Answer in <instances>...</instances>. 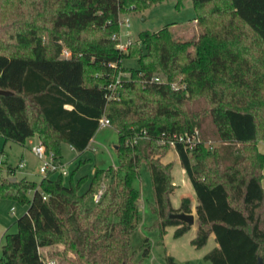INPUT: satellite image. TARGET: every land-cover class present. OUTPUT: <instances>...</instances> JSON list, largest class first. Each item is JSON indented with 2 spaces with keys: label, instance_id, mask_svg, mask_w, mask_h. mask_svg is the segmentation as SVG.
Instances as JSON below:
<instances>
[{
  "label": "trees",
  "instance_id": "trees-1",
  "mask_svg": "<svg viewBox=\"0 0 264 264\" xmlns=\"http://www.w3.org/2000/svg\"><path fill=\"white\" fill-rule=\"evenodd\" d=\"M163 1L0 0V91L10 93L0 96V137L19 146L37 137L61 162L60 145L85 152L105 118L118 162L95 170L84 194L86 179L68 186L60 174L11 181L9 168L0 200L27 209L17 232L4 236L0 264H135L129 237L138 222L132 183L140 165L159 235L169 226L173 238L184 235L190 228L167 216L191 215L190 201L171 208V166L160 161L178 138L194 140L189 148L172 144L194 194L190 246L199 250L211 236L215 247L204 262L264 264V0H189L193 39L167 25L119 52V17ZM132 58L137 69L121 67ZM101 175L103 195L89 208ZM58 247L50 261L41 257L40 250ZM140 252L146 257L147 243Z\"/></svg>",
  "mask_w": 264,
  "mask_h": 264
},
{
  "label": "rangeland",
  "instance_id": "rangeland-1",
  "mask_svg": "<svg viewBox=\"0 0 264 264\" xmlns=\"http://www.w3.org/2000/svg\"><path fill=\"white\" fill-rule=\"evenodd\" d=\"M128 20V25L118 26L119 31L116 36L120 37V42L126 40L136 42L141 33H155L167 25H172V34L183 40H191L196 34L193 24L194 12L189 0H165L162 4L154 6L143 12H131L121 15L118 20ZM69 55V54H68ZM67 55H65L66 57ZM121 67L126 70L137 69L134 58L123 59ZM174 87L179 85L173 84ZM117 144V136L110 127L99 128L95 133L94 140L89 144V148L78 154L66 144H61L62 164H65L67 177L63 178L65 186L72 181L77 182L81 178L86 179L82 185L79 194H84L90 187L95 170L105 172L110 169H117L118 162L114 148ZM37 142L33 139L26 141L24 146H19L12 142L5 143L0 137V170L1 176L6 177L9 168L14 169V178L17 180H28L34 183H40L42 177L38 170L40 164L33 156V148ZM218 146L217 143H209L210 150ZM260 151L264 152V143L258 145ZM163 164L169 163L170 183L174 187L173 193L169 197L171 208H178L180 200L190 198L194 200L193 191L184 176L179 162L176 159L173 148L169 149L165 156L160 160ZM194 161L191 160V163ZM24 165V169H19V164ZM103 176L101 175L100 178ZM136 180L132 183L133 189L138 193V222L135 230L131 233L130 252L135 264H165L166 257H171L177 264H208L203 261V257L215 247L213 238L210 236L206 244L199 250L190 246V241L194 236V229L191 227L184 235L179 238H173L174 227H168L164 233L159 235L158 229L154 226V216L151 213L150 206L153 203V197L150 187V180L144 165H140L137 170ZM52 178H57L53 175ZM101 181H104L103 178ZM264 181V180H263ZM263 183V182H262ZM97 186L94 193L86 198V206L91 208ZM31 198V197H30ZM26 206H21L15 202L0 200V253L4 245V236L13 235L17 232L15 221L26 213ZM193 215V214H192ZM194 226V225H193ZM144 243L148 245V254L141 256L140 248ZM61 251V248H48L40 250L41 257L50 261L51 255L55 251ZM54 260V259H53ZM53 260L50 263H55Z\"/></svg>",
  "mask_w": 264,
  "mask_h": 264
},
{
  "label": "built area",
  "instance_id": "built-area-1",
  "mask_svg": "<svg viewBox=\"0 0 264 264\" xmlns=\"http://www.w3.org/2000/svg\"><path fill=\"white\" fill-rule=\"evenodd\" d=\"M127 26L128 25V20L123 19L122 21L119 20L118 22V26ZM116 38L118 39V44L116 46L117 50L119 52L122 53H126L127 48L129 47V45L131 44V42L129 40H126L125 43H121L120 42V37L116 36ZM65 53V52H64ZM65 55H67L66 57H68V53H65ZM155 83H160V81L157 78H154L152 80ZM171 89H174V86H171ZM107 90L109 92H111L113 90V87H108ZM109 98V97H108ZM103 127H109V122L107 119L103 118L98 122V129L99 128H103ZM193 138H178L177 140L173 141V142H169L168 144L172 147L173 143L176 142L178 144H182L185 143L188 145V148L191 147L193 144ZM33 156L36 158V160L38 161V163L40 164V168L38 170L39 175L43 178L45 177L47 174H52V175H62L63 177H67L68 173L66 171L65 168V164H62V162L60 161H55L53 155L51 153H48L46 148H44L43 145L38 144L33 148ZM19 169H24V165L21 163L19 164ZM1 170H0V176H1ZM104 192V182L101 181L97 187V190L95 192V196H94V200H93V204H96L100 198L102 197V193ZM43 199L45 200L46 198L43 197ZM50 264H54V263H50Z\"/></svg>",
  "mask_w": 264,
  "mask_h": 264
},
{
  "label": "water",
  "instance_id": "water-1",
  "mask_svg": "<svg viewBox=\"0 0 264 264\" xmlns=\"http://www.w3.org/2000/svg\"><path fill=\"white\" fill-rule=\"evenodd\" d=\"M9 94L10 93L0 91V96H9ZM114 150H116V147L114 148ZM15 180H16L15 178H11V181H15ZM167 219L177 221L184 225L186 224L188 228H191L194 225L193 216L190 214H185V215L181 213L180 214H169L167 216Z\"/></svg>",
  "mask_w": 264,
  "mask_h": 264
},
{
  "label": "crops",
  "instance_id": "crops-1",
  "mask_svg": "<svg viewBox=\"0 0 264 264\" xmlns=\"http://www.w3.org/2000/svg\"><path fill=\"white\" fill-rule=\"evenodd\" d=\"M95 137V136H94ZM94 137L92 138V140L90 141V143L94 140ZM33 140H35L36 142H37V145L39 144V141H38V139H37V137H34V138H32ZM89 143V144H90ZM36 146V145H35ZM89 147V146H88ZM115 151V150H114ZM258 151L262 154H264V152L263 151H260V149H259V147H258ZM262 185L264 186V181H263V183H262ZM189 201H190V207H191V211H192V213H191V215L193 214V210H194V200H191L190 198L188 199ZM173 209H175V208H173ZM176 210V209H175ZM193 216V215H192ZM192 228L195 230V226H192Z\"/></svg>",
  "mask_w": 264,
  "mask_h": 264
}]
</instances>
